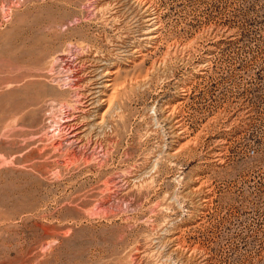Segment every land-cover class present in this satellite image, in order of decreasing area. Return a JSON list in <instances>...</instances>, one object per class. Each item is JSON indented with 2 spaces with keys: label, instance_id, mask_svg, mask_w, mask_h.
<instances>
[{
  "label": "rangeland",
  "instance_id": "obj_1",
  "mask_svg": "<svg viewBox=\"0 0 264 264\" xmlns=\"http://www.w3.org/2000/svg\"><path fill=\"white\" fill-rule=\"evenodd\" d=\"M0 264H264V0H0Z\"/></svg>",
  "mask_w": 264,
  "mask_h": 264
},
{
  "label": "bare ground",
  "instance_id": "obj_2",
  "mask_svg": "<svg viewBox=\"0 0 264 264\" xmlns=\"http://www.w3.org/2000/svg\"><path fill=\"white\" fill-rule=\"evenodd\" d=\"M82 81H83V80H82ZM81 94H82V93H81ZM83 96H84V95H83ZM83 96H82V97H83ZM78 97H79V96H78ZM79 98H80V97H79ZM83 98H84V97H83ZM89 100H90V99H89ZM81 101H82V100H81ZM88 102H89L88 100H87V101L85 100V102H83V103H85V104H86V106H85V107H87V106H88ZM92 103H93V102H92ZM94 103H95V102H94ZM81 105H82V104H81ZM81 109H82V108H81ZM83 110H84V109H83ZM80 112H81V111H80ZM82 112H83V111H82ZM75 117H77V116H75ZM74 119H75V118H74ZM77 119H78V118H77ZM74 122H75V121H74ZM66 126H67V125H66ZM68 126H72V124H68ZM77 136H78V135H77ZM78 137H79V136H78Z\"/></svg>",
  "mask_w": 264,
  "mask_h": 264
}]
</instances>
